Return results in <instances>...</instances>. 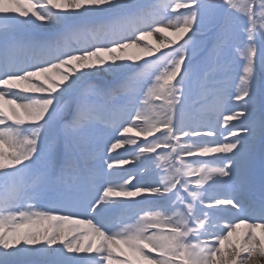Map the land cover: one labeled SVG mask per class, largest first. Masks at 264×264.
Returning a JSON list of instances; mask_svg holds the SVG:
<instances>
[{
    "label": "snow or ice",
    "instance_id": "obj_1",
    "mask_svg": "<svg viewBox=\"0 0 264 264\" xmlns=\"http://www.w3.org/2000/svg\"><path fill=\"white\" fill-rule=\"evenodd\" d=\"M257 254L264 0H0V264Z\"/></svg>",
    "mask_w": 264,
    "mask_h": 264
},
{
    "label": "bare ground",
    "instance_id": "obj_2",
    "mask_svg": "<svg viewBox=\"0 0 264 264\" xmlns=\"http://www.w3.org/2000/svg\"><path fill=\"white\" fill-rule=\"evenodd\" d=\"M164 34L170 35L169 33H164ZM161 37H162V35L160 33L154 32L152 36L144 37V39L141 41V43L145 44V42H150L154 38H156L157 40L164 41V40L160 39ZM126 51L131 54V53H134V52H139V49L130 48V49H127ZM15 55L18 58H22L25 55V52H24L23 49H17L16 52H15ZM27 86H28L27 84L22 82L21 87H27ZM5 108L7 110V108H8L7 104H5ZM233 123H236V121H233ZM126 135L135 136V132L128 133ZM121 138H123V137H121ZM139 138H141V137H137V143L140 142ZM130 147H132V146L125 145V146H123L121 148L116 149L115 151L110 153V155L115 156V155L119 154V155L123 156L125 154L124 152H126L127 149L130 148ZM5 151L6 152L8 151V149L6 147H5ZM121 167H123L125 169L133 170L134 169V163H129L128 165H124V166H121ZM133 182H135V181H133ZM46 226H47V224L45 223V224L36 225L34 227L37 228V229L43 230V228H45ZM242 230L243 229H241L240 231H242ZM258 235H259V232H258ZM232 239L235 240L236 237L234 236ZM84 242L87 243V240H85ZM250 264H264V256H260L259 254H257L255 257H253V260L250 262Z\"/></svg>",
    "mask_w": 264,
    "mask_h": 264
},
{
    "label": "rangeland",
    "instance_id": "obj_3",
    "mask_svg": "<svg viewBox=\"0 0 264 264\" xmlns=\"http://www.w3.org/2000/svg\"><path fill=\"white\" fill-rule=\"evenodd\" d=\"M151 2H154V0H151ZM154 33V32H153ZM159 33V32H158ZM161 35H162V37L160 38V39H162V40H165L166 39V37L167 36H169V35H167V34H164V33H160ZM156 38H154V39H152L150 42H145V44L146 45H149V46H153V47H158L159 49H160V51L159 52H157L156 53V55H159L161 52H166V51H168V49L167 48H163V47H160V44H161V40H155ZM154 58V57H153ZM242 71V70H241ZM20 85L22 84V82H18ZM157 103H159V102H157ZM125 126H127V125H125ZM117 135H118V133H117ZM156 135H159V133H157ZM147 139H152V137H148ZM139 144H141V145H143V143H145V138L144 137H141V138H139ZM111 142H115V140L113 139ZM109 146H110V144H109ZM125 154L123 155V157H125V158H127V159H129L130 161H131V156L128 154V152L126 151V152H124ZM134 170V169H133Z\"/></svg>",
    "mask_w": 264,
    "mask_h": 264
}]
</instances>
